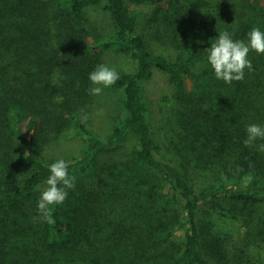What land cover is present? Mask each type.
I'll use <instances>...</instances> for the list:
<instances>
[{
	"label": "trees",
	"instance_id": "obj_1",
	"mask_svg": "<svg viewBox=\"0 0 264 264\" xmlns=\"http://www.w3.org/2000/svg\"><path fill=\"white\" fill-rule=\"evenodd\" d=\"M91 6L109 14L111 34L81 26ZM141 6L153 7L147 31ZM253 27L264 31V0H0V264H256L249 253L264 246V152L256 147L264 140L243 141L249 124L264 125V54L250 51L254 70L231 84L207 62L220 32L235 29L233 39L247 42ZM154 38L173 44L175 57L154 49ZM109 49L135 66L109 87L122 91L121 115L102 137L83 118L89 73ZM154 70L174 89L162 141L142 86ZM72 120L83 135L80 153L65 159L75 181L100 179L101 158L130 140L147 180L109 189L83 214L69 213L66 198L47 223L37 202L55 160L41 151ZM128 189L137 192L125 212ZM237 224L245 231L235 237Z\"/></svg>",
	"mask_w": 264,
	"mask_h": 264
},
{
	"label": "rangeland",
	"instance_id": "obj_2",
	"mask_svg": "<svg viewBox=\"0 0 264 264\" xmlns=\"http://www.w3.org/2000/svg\"><path fill=\"white\" fill-rule=\"evenodd\" d=\"M143 10V24L142 29L147 31L148 26L145 22L148 19V14L152 12L149 6H141ZM81 26L89 33L97 34H111L113 30V22L109 14L100 6L89 7L82 19ZM166 40V39H165ZM153 48L158 52L175 57L177 49L169 42L150 39ZM99 64H106L111 68H115L117 72L133 71L134 61L124 53H119L114 49L105 50L99 57ZM188 88H191V81L188 80ZM88 98L87 109L84 114L83 121L88 126L93 128L100 136L104 137L110 131L115 119L121 115L119 107V99L122 96L121 90H112L109 87L103 88L99 95L90 94V89L94 87L90 80H88ZM145 98L148 102L149 117L153 126L155 135L162 141L165 130L169 128L167 124L168 119H171L173 114V86L168 81L167 75L160 70H154L151 77L142 82ZM134 141L130 140L118 150L109 153L101 158L100 179L96 177H82L75 181V187L68 190L67 208L71 214H83L92 205H100L107 198L106 194L109 189L119 186L132 187V190L141 185L147 178L142 175V172L132 162L131 150L134 146ZM83 148V135L74 124V120L68 121L61 126L59 132L49 138L45 142L41 154L44 158L50 160L68 159L80 153ZM42 188H45L42 187ZM125 190L130 192L128 203L124 204L125 212L133 209L132 204L134 197L132 193L137 191ZM101 201V202H98ZM148 203V202H147ZM146 201H141L142 211L144 205L148 208ZM121 206V205H120ZM140 210V208H139ZM204 211H209V208H203ZM202 207L200 213L202 214ZM119 212H123L122 208H118ZM116 213V212H115ZM114 213V215H115ZM137 223V222H136ZM135 223V224H136ZM243 223V222H241ZM231 226V225H230ZM232 235L237 237L240 233L245 231L243 224H237V227H231ZM125 229H128L127 227ZM138 230V229H137ZM136 230V231H137ZM182 231H176L174 241L181 243ZM128 244L133 242L127 240ZM250 256L253 257L256 264H264V246H250ZM223 263V262H222ZM219 263V264H222ZM162 264H184L178 259H164Z\"/></svg>",
	"mask_w": 264,
	"mask_h": 264
},
{
	"label": "clouds",
	"instance_id": "obj_3",
	"mask_svg": "<svg viewBox=\"0 0 264 264\" xmlns=\"http://www.w3.org/2000/svg\"><path fill=\"white\" fill-rule=\"evenodd\" d=\"M235 29H233V33ZM233 33L225 30L218 34V38L207 48V62L214 71L215 78L226 84L244 79L245 69L253 71L248 59L250 51L264 54V31L253 27L248 33V40H235ZM94 85L89 91L92 95H99L103 88L114 85L120 78L115 68L106 64H99L88 76ZM247 138L243 141L246 147H252L260 139L264 140V125L252 123L246 127ZM257 150L264 152V143L256 145ZM252 165L250 164V167ZM50 175L46 180L47 187L41 192L37 202L38 218L47 223H54V206L61 205L68 196V190L75 187L76 177L69 174V163L59 159L49 166ZM252 177H244L245 183L251 182Z\"/></svg>",
	"mask_w": 264,
	"mask_h": 264
}]
</instances>
